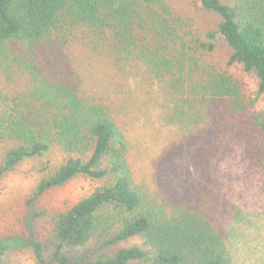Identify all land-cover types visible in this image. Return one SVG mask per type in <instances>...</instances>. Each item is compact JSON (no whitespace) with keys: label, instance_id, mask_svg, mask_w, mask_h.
<instances>
[{"label":"trees","instance_id":"16d2710c","mask_svg":"<svg viewBox=\"0 0 264 264\" xmlns=\"http://www.w3.org/2000/svg\"><path fill=\"white\" fill-rule=\"evenodd\" d=\"M198 3L217 17L202 35L167 0H0V142L8 143L0 180L27 159L63 154L41 169L29 227L46 215L31 205L46 191L77 177L101 183L49 216L45 238L0 239V260L29 245L37 262L68 264L66 251L95 242L87 264H238L203 206L164 198L136 180L125 104L43 63L44 45L77 43L124 73L136 69L146 85L157 82L167 120L200 127L215 113L248 114L251 130L264 137V109L249 105L240 79L202 58L220 38L227 63L252 75L264 96V0ZM259 162L264 171V139Z\"/></svg>","mask_w":264,"mask_h":264},{"label":"rangeland","instance_id":"374dc122","mask_svg":"<svg viewBox=\"0 0 264 264\" xmlns=\"http://www.w3.org/2000/svg\"><path fill=\"white\" fill-rule=\"evenodd\" d=\"M167 2L191 24L196 35H202L217 23V17L202 10L198 0ZM42 48L43 63L55 74L83 83L86 88L110 93L125 104L130 163L138 182L164 198L203 206L213 224L225 231L229 250L238 264L264 262V171L259 162L264 137L251 130L244 119L248 114L222 117L215 113L217 121L213 119L200 127L172 122L167 120L168 111L162 106L158 83L146 85L136 69L124 73L110 58L108 61L107 57L101 56L100 60L92 57L77 43L64 49L55 44ZM228 57L229 48L220 38L214 49L202 56L206 62L240 79L249 105L253 104L256 110L264 109V96L257 95L254 77L243 73L238 65H229ZM224 125L227 128L222 130ZM7 146L8 143L0 142V161ZM48 158L57 165L63 154L56 150L44 158L27 159L0 180V239L36 235L45 238L49 216L67 209L101 184L77 177L46 191L31 201L35 211L43 210L46 215L33 218V226L29 227L28 200ZM133 241L136 240L125 244ZM94 247L95 242H90L66 251L68 264H87ZM0 264L49 263L37 262L31 247L25 245L7 252Z\"/></svg>","mask_w":264,"mask_h":264}]
</instances>
